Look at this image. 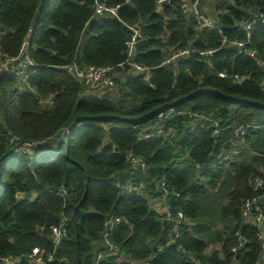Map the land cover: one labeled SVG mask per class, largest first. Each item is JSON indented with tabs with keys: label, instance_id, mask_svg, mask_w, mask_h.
Returning <instances> with one entry per match:
<instances>
[{
	"label": "trees",
	"instance_id": "trees-1",
	"mask_svg": "<svg viewBox=\"0 0 264 264\" xmlns=\"http://www.w3.org/2000/svg\"><path fill=\"white\" fill-rule=\"evenodd\" d=\"M101 1L118 16L96 15L95 0H0V256L34 264L39 248L54 252L49 264H264V222L243 215L253 198L264 214V0H202L216 28L182 13L181 0L160 11L157 0ZM134 24L146 38L134 61L149 76L117 68L114 87L92 91L69 71L125 63ZM27 38L33 65L10 74ZM186 48L196 52L168 62ZM170 109L180 114L161 120ZM158 124L173 133L145 138ZM222 153L231 159L219 164ZM130 182L137 191L124 196ZM115 216L119 254L98 258Z\"/></svg>",
	"mask_w": 264,
	"mask_h": 264
},
{
	"label": "built area",
	"instance_id": "built-area-1",
	"mask_svg": "<svg viewBox=\"0 0 264 264\" xmlns=\"http://www.w3.org/2000/svg\"><path fill=\"white\" fill-rule=\"evenodd\" d=\"M130 0H127V3H129ZM171 4V0H157L158 5V11L162 9L163 4ZM120 8V6H117L115 8L108 7L107 4L101 0H95V12L96 15H103V14H109L112 16L117 17V11ZM181 11L182 13H191L193 14L197 21L201 24H204L207 27L210 28H216L215 23L213 20L209 17V15L202 10V0H181ZM261 24L264 26V14L260 18ZM257 22H253L247 27V31L249 32L252 25L256 24ZM128 28L133 32L131 39L127 43V60L125 63L117 65V66H110V65H103V66H87L84 68H81L75 64L68 67L69 71L75 76L77 80L82 82L88 89L92 91H98L101 89H104L105 87H114L115 85V76L117 74V68H122L123 70L126 68V66H130L136 73H143L146 76H149L150 69L147 67H143L136 63L134 61V54L137 49V46L139 43L146 40V38L142 34V28L140 24H134L131 26H128ZM221 32V31H220ZM1 34V30H0ZM250 36V34H247ZM227 43L226 38H223L222 45L224 46ZM234 44L239 52H242V49L246 46L245 43L235 41ZM28 45H29V38H27L21 47V55L22 60L19 62V64L16 66L10 74H17V72H22L27 70L30 66L33 65V62L28 56ZM196 52L194 49H181V50H175L171 57L169 58L168 62L176 61L178 58L188 56L189 54ZM215 53L214 50H205L199 52L200 56H212ZM255 50L247 51V55L250 57L255 56ZM18 58H10L7 61H4V66L10 64L11 62L18 61ZM220 76L222 78H226V74L221 73ZM236 79H239L238 76L235 77ZM178 114L174 109H170L168 112L165 113H159V118L161 120L164 119H170L175 118ZM209 120V118H207ZM171 135L173 133V130L171 128H165L162 125L158 124L156 129L153 131V133H148L145 135V138H150L154 134H164ZM219 132H217V135ZM248 134L247 127L245 126H238L233 129V135L236 140H243ZM231 154L229 153H222L218 156L216 162L219 164L227 162V160L231 159ZM230 158V159H229ZM127 160L134 164V165H140L142 167H145L147 165L146 161L142 158H135L132 153L127 155ZM257 181V187H262L263 182L261 180ZM65 192V190H63ZM137 191V188L134 186L132 182L127 186L126 192L123 194L124 196ZM168 191L165 190V194L163 197H167ZM178 195V194H177ZM253 211H255L254 217L252 216ZM165 219L167 221H171L173 219V215L169 209H165ZM243 215L247 219V222L251 223H258L262 224L264 222V214L261 212V208L258 204V199L253 198L252 200L245 201V205L243 207ZM184 214L182 211L179 212L178 218L179 220L183 219ZM123 223V219L121 217H109L105 222V230L103 232V239L107 245V251H104L99 254V258L103 256V253L108 252V254L111 255H118L119 254V248L117 246L113 245L110 242V237L112 233L116 230V228ZM66 235V228H65V221H62L59 225L51 227V238L52 242L57 247L59 243L61 242V239L63 236ZM180 236L179 232V225L176 224L174 227V230L170 233V242L176 243L178 238ZM259 241L264 248V232H260L258 235ZM236 252V250H234ZM33 263L34 264H49L54 262V252L53 253H46L45 250H41L39 248H36L33 250L32 256ZM0 261L3 264H16L19 259H14L11 257H1ZM192 262L195 263L196 259L192 258ZM148 264V263H147Z\"/></svg>",
	"mask_w": 264,
	"mask_h": 264
},
{
	"label": "rangeland",
	"instance_id": "rangeland-1",
	"mask_svg": "<svg viewBox=\"0 0 264 264\" xmlns=\"http://www.w3.org/2000/svg\"><path fill=\"white\" fill-rule=\"evenodd\" d=\"M205 3H206V0H205ZM208 5V4H207ZM247 53V52H246ZM100 92H102V91H99V92H96V93H100ZM101 94V93H100ZM157 208L159 207V206H156ZM99 258V257H98Z\"/></svg>",
	"mask_w": 264,
	"mask_h": 264
}]
</instances>
